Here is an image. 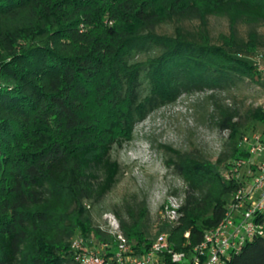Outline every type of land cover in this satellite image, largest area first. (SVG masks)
I'll list each match as a JSON object with an SVG mask.
<instances>
[{
    "label": "trees",
    "instance_id": "obj_1",
    "mask_svg": "<svg viewBox=\"0 0 264 264\" xmlns=\"http://www.w3.org/2000/svg\"><path fill=\"white\" fill-rule=\"evenodd\" d=\"M212 17L230 27L217 43ZM166 24L174 25L171 35L157 31ZM259 26L264 0H0V264H78L80 253L104 245L111 258L116 238L95 226L90 210L122 174L113 146L148 111L183 94L235 79L264 87ZM249 117L264 123V108ZM236 118V111L221 112L217 124L230 131V153L216 162L169 148L186 186L176 224L162 218L160 228L146 226L145 200L116 213L137 257L168 233L173 249L191 260L226 218L244 185L235 168L251 157ZM76 239L85 242L81 250L73 248ZM229 264H264V235Z\"/></svg>",
    "mask_w": 264,
    "mask_h": 264
},
{
    "label": "rangeland",
    "instance_id": "obj_2",
    "mask_svg": "<svg viewBox=\"0 0 264 264\" xmlns=\"http://www.w3.org/2000/svg\"><path fill=\"white\" fill-rule=\"evenodd\" d=\"M185 27L194 30L197 22H186ZM209 28L216 43L221 34L230 33L225 18H210ZM173 30V24H166L157 31L171 35ZM237 30L240 38H247V26L240 24ZM257 31L264 44V26ZM151 54L137 56L135 60H146ZM148 92L143 75L141 95ZM258 107H264V87L248 79H235L222 88L183 94L148 111L143 120L134 123L130 138L112 148L111 157L122 167V174L99 204H91L95 226L108 230L112 217L119 222L116 213L125 216L128 207L145 200L149 210L145 225L152 230L160 228L164 224V210L171 203H181L186 189L173 165L176 156L170 149L210 162L229 154L230 131L221 130L217 124L221 112L227 109L237 112L235 121L240 123L243 136L250 141L259 135L264 143V123L253 122L249 117ZM263 159L262 154L252 158L254 162Z\"/></svg>",
    "mask_w": 264,
    "mask_h": 264
},
{
    "label": "built area",
    "instance_id": "obj_3",
    "mask_svg": "<svg viewBox=\"0 0 264 264\" xmlns=\"http://www.w3.org/2000/svg\"><path fill=\"white\" fill-rule=\"evenodd\" d=\"M259 71L264 73V66L259 67ZM241 147L251 156L239 161L235 168L244 185L237 192L226 218L206 233L203 242L194 250L191 260H188L185 252L173 249L168 233L160 234L146 255L137 257L119 222L112 217L108 232L116 238V252L106 259L102 253L105 245L86 250L78 255V264H229L231 257L239 254L250 239L264 235V159L255 162L252 160L259 154L264 156V143L259 135H255L250 141L248 137H244ZM180 206L181 203H171L164 210L162 218L172 225L176 224ZM84 243L82 239H76L73 248L81 250Z\"/></svg>",
    "mask_w": 264,
    "mask_h": 264
}]
</instances>
